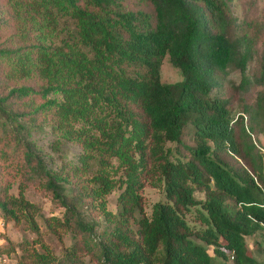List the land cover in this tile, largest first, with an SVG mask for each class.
I'll return each mask as SVG.
<instances>
[{"label": "trees", "instance_id": "1", "mask_svg": "<svg viewBox=\"0 0 264 264\" xmlns=\"http://www.w3.org/2000/svg\"><path fill=\"white\" fill-rule=\"evenodd\" d=\"M165 58L182 80L161 82ZM263 149L264 10L239 21L233 0H0V219L35 235L0 234L17 264H261L245 238L264 227ZM147 184L164 191L150 216ZM29 187L61 213L43 215Z\"/></svg>", "mask_w": 264, "mask_h": 264}, {"label": "rangeland", "instance_id": "2", "mask_svg": "<svg viewBox=\"0 0 264 264\" xmlns=\"http://www.w3.org/2000/svg\"><path fill=\"white\" fill-rule=\"evenodd\" d=\"M233 6L235 15L237 16L239 21L244 19H250L254 16H257L259 13L264 10V0H233ZM256 64V60L251 62L249 65V70L254 67ZM239 74L238 72H233L231 75L228 76L226 79L229 84H238L239 83ZM160 80L161 82H177L182 80V75L179 70L172 67L169 63L168 59L165 58L161 64L160 68ZM259 88L251 89L248 93L238 94L240 100L238 102H234V108L236 112H239L242 101L246 98L249 101H253L256 97L257 90ZM37 143L42 148V150L46 153L51 154V150L48 147L49 136H43L41 134H36L33 136ZM185 140H188L189 137H185ZM79 148L77 146H67L65 149L66 157L72 159L74 154L78 152ZM264 150V149H263ZM13 191H16L15 186L13 187ZM163 187L158 186L154 187L147 184L144 189L142 190V195L145 202V211L148 216L151 214L152 206L154 203L161 201L164 199ZM26 197L39 205L41 213L43 215H49L53 211V214L59 215L61 213V209H56L49 197L45 195L42 191L34 187H29L25 192ZM117 191H113L110 195L106 196L107 207L111 210L114 209V202L116 200ZM197 196L202 197V194H197ZM38 219V218H37ZM40 222V218L38 219ZM41 230L43 229L40 226ZM0 234L1 236H5L11 242H17L21 240L23 237H27L29 239L33 238L35 235L29 231H25L22 229V226L14 227L12 223H5L2 219H0ZM45 244L53 251L56 255H59L61 252V244L58 242L55 236L52 234H45L43 236ZM7 240L0 237V248H6ZM70 238L68 235L64 236V244L69 245ZM246 247L248 253L255 261L262 263L264 259V227L262 230H259L255 235L251 237L245 238ZM209 253L212 255L211 247H207ZM17 255L18 251L7 254V253H0V264H17ZM214 264H234L232 259L228 258L223 260L219 257H213Z\"/></svg>", "mask_w": 264, "mask_h": 264}, {"label": "built area", "instance_id": "3", "mask_svg": "<svg viewBox=\"0 0 264 264\" xmlns=\"http://www.w3.org/2000/svg\"><path fill=\"white\" fill-rule=\"evenodd\" d=\"M234 257L231 255L230 256V259H233ZM261 264H264V259H263V261H262V263Z\"/></svg>", "mask_w": 264, "mask_h": 264}]
</instances>
